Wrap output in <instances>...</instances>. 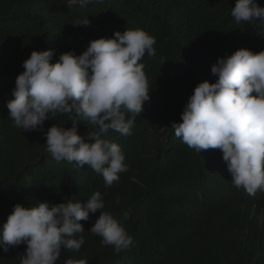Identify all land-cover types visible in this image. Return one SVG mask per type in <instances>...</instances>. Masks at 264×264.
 Instances as JSON below:
<instances>
[{
  "label": "trees",
  "instance_id": "obj_1",
  "mask_svg": "<svg viewBox=\"0 0 264 264\" xmlns=\"http://www.w3.org/2000/svg\"><path fill=\"white\" fill-rule=\"evenodd\" d=\"M259 175L264 0H0V264H264Z\"/></svg>",
  "mask_w": 264,
  "mask_h": 264
},
{
  "label": "clouds",
  "instance_id": "obj_2",
  "mask_svg": "<svg viewBox=\"0 0 264 264\" xmlns=\"http://www.w3.org/2000/svg\"><path fill=\"white\" fill-rule=\"evenodd\" d=\"M74 3V2H72ZM111 140V139H110ZM110 140H108L107 142L109 143ZM107 142L105 143H102L101 146H105L106 144H108ZM101 143V142H100ZM52 156V154H50ZM258 188H261V189H264V175H259L257 178H256V182L253 186H251L250 188L247 189L246 193H245V196H246V200L248 203H251L253 202L254 200H257L259 199L256 194H255V190L258 189ZM87 200V198H86ZM244 205L246 206H249V207H252V208H259L261 207L262 205H250V204H247V203H243ZM260 220H261V217H258ZM99 231V230H97ZM103 234V233H102ZM98 235H101V234H98ZM112 244L115 243V241H112L111 242ZM72 246H70L71 248ZM73 252L75 253H79V252H83L82 250V247H80L79 250H72ZM133 255V254H132ZM91 258V257H90ZM93 260V259H92ZM91 260V261H92ZM89 263L87 260L85 259H80V260H74V261H68L67 264H87Z\"/></svg>",
  "mask_w": 264,
  "mask_h": 264
}]
</instances>
